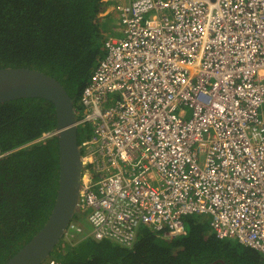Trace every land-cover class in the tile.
<instances>
[{
  "label": "built area",
  "instance_id": "built-area-1",
  "mask_svg": "<svg viewBox=\"0 0 264 264\" xmlns=\"http://www.w3.org/2000/svg\"><path fill=\"white\" fill-rule=\"evenodd\" d=\"M105 2L121 35L76 107L90 234L132 246L141 226L176 238L206 214L264 256V0Z\"/></svg>",
  "mask_w": 264,
  "mask_h": 264
},
{
  "label": "trees",
  "instance_id": "trees-1",
  "mask_svg": "<svg viewBox=\"0 0 264 264\" xmlns=\"http://www.w3.org/2000/svg\"><path fill=\"white\" fill-rule=\"evenodd\" d=\"M105 0H0V68L28 67L56 77L75 106L103 54ZM57 114L52 101L21 97L0 102V264L47 221L59 186ZM80 145L85 140L79 128ZM83 232L64 237L43 264H264L256 249L220 239L205 214L186 218L187 231L164 237L149 226L132 246L90 234L86 213L72 220Z\"/></svg>",
  "mask_w": 264,
  "mask_h": 264
},
{
  "label": "water",
  "instance_id": "water-1",
  "mask_svg": "<svg viewBox=\"0 0 264 264\" xmlns=\"http://www.w3.org/2000/svg\"><path fill=\"white\" fill-rule=\"evenodd\" d=\"M21 97L46 98L55 105L56 136L59 141V186L54 206L45 224L4 264H43L64 237L75 213L80 211L84 163L75 103L62 82L39 69L0 68V102Z\"/></svg>",
  "mask_w": 264,
  "mask_h": 264
},
{
  "label": "rangeland",
  "instance_id": "rangeland-1",
  "mask_svg": "<svg viewBox=\"0 0 264 264\" xmlns=\"http://www.w3.org/2000/svg\"><path fill=\"white\" fill-rule=\"evenodd\" d=\"M99 21H100V23H104V30H106L105 33H106L107 36H118V35H121V27L117 23L118 22V18H117V15L115 13L113 15H110L109 17H103L102 19L99 16ZM98 62H99V60H97V62L94 65V67L97 66ZM88 225L90 227L89 223H88Z\"/></svg>",
  "mask_w": 264,
  "mask_h": 264
},
{
  "label": "crops",
  "instance_id": "crops-1",
  "mask_svg": "<svg viewBox=\"0 0 264 264\" xmlns=\"http://www.w3.org/2000/svg\"><path fill=\"white\" fill-rule=\"evenodd\" d=\"M110 7H111V5H109ZM110 7H109V9H110ZM188 217V216H187ZM186 217V218H187ZM209 219H210V217H209ZM185 222H186V219H185ZM142 227H144V226H141L140 228H139V232H138V236H137V239H138V237H139V235H140V229L142 228ZM210 227H211V224H210ZM211 230H212V228H211ZM186 231H187V225H186V230H185V233H186ZM213 231V230H212ZM184 233V234H185ZM183 234V235H184ZM182 236V235H181ZM178 237H180V236H178ZM167 238V237H166ZM232 240H235V241H237L236 239H232ZM238 242V241H237Z\"/></svg>",
  "mask_w": 264,
  "mask_h": 264
},
{
  "label": "clouds",
  "instance_id": "clouds-1",
  "mask_svg": "<svg viewBox=\"0 0 264 264\" xmlns=\"http://www.w3.org/2000/svg\"><path fill=\"white\" fill-rule=\"evenodd\" d=\"M100 18L102 19L103 18V16H101V13H100ZM104 51V50H103ZM103 55V54H102ZM99 60V59H98ZM94 68V67H93ZM93 71V70H92ZM86 85V84H85ZM75 107H77V106H75ZM78 130H79V128H78Z\"/></svg>",
  "mask_w": 264,
  "mask_h": 264
}]
</instances>
